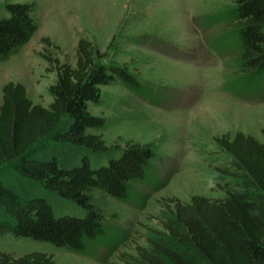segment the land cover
Instances as JSON below:
<instances>
[{"label":"trees","instance_id":"trees-1","mask_svg":"<svg viewBox=\"0 0 264 264\" xmlns=\"http://www.w3.org/2000/svg\"><path fill=\"white\" fill-rule=\"evenodd\" d=\"M33 10L32 1L0 0V60L32 35ZM204 19L232 22L222 42L235 46L238 70L248 74L232 90L256 94L264 79V0H235ZM42 40L46 47L51 43L48 36ZM44 51L46 68L54 62L56 70L46 105L32 102L20 82L7 80L0 87V234L44 240L105 261L98 248L114 250L125 234L107 222L88 191L96 188L141 207L169 174L159 165L162 155L148 145H107L89 131L105 119L89 111L88 103L98 104L100 85L115 80L142 95L150 86L124 65L100 60L105 51L85 37L76 41L73 64ZM260 133V141L240 130L214 136L232 156L233 168L223 170L238 179L233 188L221 186L224 197H164L161 228H150L147 244H136L133 254L123 252L124 264H264V127ZM0 264H52V258L41 250H1Z\"/></svg>","mask_w":264,"mask_h":264},{"label":"rangeland","instance_id":"rangeland-1","mask_svg":"<svg viewBox=\"0 0 264 264\" xmlns=\"http://www.w3.org/2000/svg\"><path fill=\"white\" fill-rule=\"evenodd\" d=\"M14 1L34 2L36 28L16 52L0 60V87L7 80L20 82L32 102L46 105L56 70L54 62L46 68L42 52L73 64L77 39H89L105 51L100 60L124 65L150 88L142 95L118 80L100 85L101 101L88 103V109L105 121L88 130L99 133L107 145H148L162 155L159 165L169 175L162 187L149 191L141 207L96 188L88 191L107 222L125 234L114 250L98 248L105 261L10 233L0 234V251L18 255L41 250L51 254L52 264H124L123 252L133 254L136 244H147L150 228H161L164 197H224L221 186L233 188L238 179L223 170L233 168L232 156L214 136L240 130L263 140L264 79L256 94H234V83L239 85L248 74L238 70L235 46L222 42L232 22L204 16L235 0ZM43 36L50 39L47 47Z\"/></svg>","mask_w":264,"mask_h":264}]
</instances>
